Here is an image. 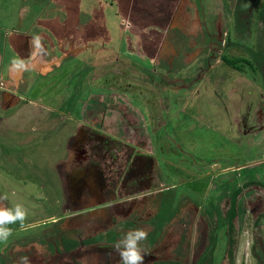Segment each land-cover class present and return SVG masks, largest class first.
Instances as JSON below:
<instances>
[{
	"label": "rangeland",
	"instance_id": "obj_1",
	"mask_svg": "<svg viewBox=\"0 0 264 264\" xmlns=\"http://www.w3.org/2000/svg\"><path fill=\"white\" fill-rule=\"evenodd\" d=\"M55 1L36 31L38 72L22 77L23 97L0 96V207L27 211L0 257L119 264L113 245L142 229L144 264H198L210 234L207 264H264V65L243 74L220 57L264 54L263 0ZM234 186L244 214L229 245L217 222ZM107 203L106 220L83 222ZM94 237L105 244L66 252L60 241Z\"/></svg>",
	"mask_w": 264,
	"mask_h": 264
},
{
	"label": "crops",
	"instance_id": "obj_2",
	"mask_svg": "<svg viewBox=\"0 0 264 264\" xmlns=\"http://www.w3.org/2000/svg\"><path fill=\"white\" fill-rule=\"evenodd\" d=\"M3 1L5 0H0V84H2V87H0V96L7 97L9 102H12L24 95L21 91L22 77H30L31 70L38 72L37 68L34 66L36 65V67H38L36 60H38L37 58L39 57V48L35 46L33 37L36 36V31L39 30L37 27H40V23L45 20L44 18L47 17L46 15L52 12L57 1L21 0L24 4L18 9H16L15 4L12 3L13 7L8 10H5V6L2 4ZM80 4L81 3H79V8L81 7ZM94 14L95 11L91 13L90 10L88 16L92 17ZM26 19H29V22H26ZM22 21L24 25L18 23ZM49 23L48 27L53 28V24L51 22ZM30 104L33 106V102L30 101L24 104L22 110L25 108L29 109ZM148 140H150V138H148ZM148 159V165L152 164L153 162L150 161L149 157ZM110 205V203L103 204L79 213L83 212L84 214L91 211L90 216H87L88 214L83 215V217L86 216L83 222L85 223L91 220L97 224L99 223V219L96 217L95 219L91 218L93 216L92 213L100 210L104 213L102 215H104V220H106L108 216L106 210H108ZM104 220L102 219V221ZM127 223H129L128 226H130L129 229H131L132 226L130 224L132 223H130V221ZM116 225L113 229H117L116 232L121 234L123 230L122 226L119 227L121 223H118V226ZM84 226L86 225L84 224ZM110 231L107 230V232Z\"/></svg>",
	"mask_w": 264,
	"mask_h": 264
},
{
	"label": "trees",
	"instance_id": "obj_3",
	"mask_svg": "<svg viewBox=\"0 0 264 264\" xmlns=\"http://www.w3.org/2000/svg\"><path fill=\"white\" fill-rule=\"evenodd\" d=\"M239 6V5H238ZM237 6V11H239L237 14H234V19H235V23H234V28L236 29V31H241V32H246L248 29V21L247 24L244 25L246 23V20H240V13H245L246 11H241L239 10ZM260 17L262 19V22L264 23V0L261 4L260 7ZM264 40H259L257 42V45L260 47H262ZM230 46L229 42H226L224 45V51L226 52L227 50H225L226 48H228ZM248 54V58H228L226 57V54H221V60L223 62L224 65H226L227 67H229L230 69L238 72V73H243L244 71L242 70L243 67H249L250 71H252L253 73H255L257 70H260V68H263L264 65V54L262 51H260L259 54H254L253 51H247ZM263 54V55H262ZM244 69V68H243ZM142 124V126H144V122H140ZM236 187V188H235ZM232 192L229 195V202H230V206L225 214V217L218 220V225L222 230H224V225L225 223H228L227 226V230H228V235H227V242L229 241V245L233 244V239L231 238V234L233 233V227H232V222L235 218H239L242 219L243 214H244V210L243 207L241 206V204L238 202V197L242 192L241 187H237L234 186L232 188ZM215 210V209H214ZM216 211V210H215ZM208 215V214H207ZM87 216H90V214H88ZM209 217H214L213 215H209ZM123 225H120L119 227H121ZM117 229H111L110 232L107 233V235L111 237L116 236L117 237ZM230 234V235H229ZM62 241L61 245L63 246L64 250L66 252H70L75 250L76 248L80 247H84V246H92L95 244H105L104 240L101 239H97L96 237L92 238V239H87L85 241H73L70 239H64L63 238L60 240ZM74 242V243H73ZM155 240L152 239V243L154 244ZM216 243H217V237L216 236H212L210 234V236H208V245L206 246L204 253L199 261L198 264H207L210 257L212 256L213 251L216 249ZM152 247H148V251H151ZM58 251V250H56ZM23 253V252H22ZM20 251H14V249L12 248L10 254H6L4 255L2 258L0 257V262L1 264H16V261L19 259L20 256H24ZM149 253V252H148ZM229 256L232 258V250L228 249ZM177 262H174L173 264H176ZM178 264V263H177Z\"/></svg>",
	"mask_w": 264,
	"mask_h": 264
},
{
	"label": "clouds",
	"instance_id": "obj_4",
	"mask_svg": "<svg viewBox=\"0 0 264 264\" xmlns=\"http://www.w3.org/2000/svg\"><path fill=\"white\" fill-rule=\"evenodd\" d=\"M33 42L37 48L41 47L39 36L33 37ZM0 87H2V84H0ZM26 215V209L19 203L10 208L0 207V243L7 242L13 234L12 229L8 225L20 222L21 226H23ZM146 238L147 233L142 229H134L123 234L113 245L114 251L119 256V264H144V258L147 253L144 251L141 242L146 240ZM40 242L43 243L44 241ZM16 264H30V261L27 256H21L16 261Z\"/></svg>",
	"mask_w": 264,
	"mask_h": 264
}]
</instances>
